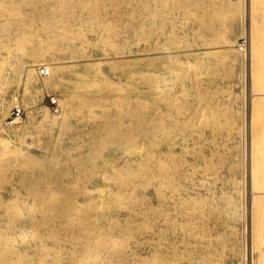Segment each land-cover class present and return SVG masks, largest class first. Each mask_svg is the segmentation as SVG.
<instances>
[{"label":"rangeland","instance_id":"rangeland-1","mask_svg":"<svg viewBox=\"0 0 264 264\" xmlns=\"http://www.w3.org/2000/svg\"><path fill=\"white\" fill-rule=\"evenodd\" d=\"M0 264H264V0H0Z\"/></svg>","mask_w":264,"mask_h":264},{"label":"built area","instance_id":"built-area-1","mask_svg":"<svg viewBox=\"0 0 264 264\" xmlns=\"http://www.w3.org/2000/svg\"><path fill=\"white\" fill-rule=\"evenodd\" d=\"M243 46H245L244 42H243ZM47 73H48L47 68L42 67V68L39 69V74L40 75H47ZM20 114H21V110L20 109H16V110H14L12 115H14V117L17 118V117L20 116Z\"/></svg>","mask_w":264,"mask_h":264},{"label":"bare ground","instance_id":"bare-ground-1","mask_svg":"<svg viewBox=\"0 0 264 264\" xmlns=\"http://www.w3.org/2000/svg\"><path fill=\"white\" fill-rule=\"evenodd\" d=\"M252 42H253V41H252ZM253 44H254V43H252L251 45H253ZM253 46H254V45H253ZM253 48H254V47L251 46L250 49H249L251 55H252V51L254 50ZM48 75H49V68H48ZM32 85H34V83H33L32 81H30V80H29V81L27 82V84H26V86H27L28 89H30V88L32 87ZM25 146H28V143H25ZM256 195H257V194H256Z\"/></svg>","mask_w":264,"mask_h":264}]
</instances>
